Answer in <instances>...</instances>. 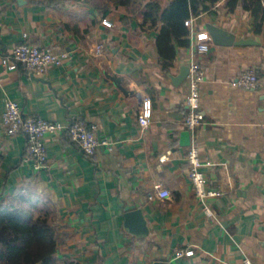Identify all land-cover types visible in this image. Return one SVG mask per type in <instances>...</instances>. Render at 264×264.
Segmentation results:
<instances>
[{
    "label": "crops",
    "instance_id": "0c3cea01",
    "mask_svg": "<svg viewBox=\"0 0 264 264\" xmlns=\"http://www.w3.org/2000/svg\"><path fill=\"white\" fill-rule=\"evenodd\" d=\"M148 0L134 8L114 0H0V51L8 53L29 35L32 43L66 54L59 65L37 76L19 64L8 70L0 56V203L17 190L48 200L59 234V256L79 264H264V30L240 1L231 11L218 0L192 16L190 45L176 46L163 69L156 38L160 24L145 23ZM167 6L172 0H160ZM112 25L103 24V19ZM214 24L236 40L258 44L217 45L196 52V34ZM103 44L105 51L95 49ZM197 60L205 70L199 124L191 143L187 77L171 76ZM259 76L257 87L236 84L246 70ZM24 113L49 121L84 120L95 125L101 142L95 154L82 152L66 132L48 137L47 165L36 171L25 162L26 136L2 127L5 98ZM153 116L142 128L143 101ZM196 143L207 185L224 194L207 200L210 217L196 197L187 153ZM156 184L170 191L160 198ZM43 207L42 203L39 204ZM133 206L142 211L148 234L125 226ZM192 249V256H178Z\"/></svg>",
    "mask_w": 264,
    "mask_h": 264
},
{
    "label": "built area",
    "instance_id": "2783aa9c",
    "mask_svg": "<svg viewBox=\"0 0 264 264\" xmlns=\"http://www.w3.org/2000/svg\"><path fill=\"white\" fill-rule=\"evenodd\" d=\"M103 24L111 26L108 19L102 20ZM187 27H192V18L185 21ZM196 52L203 55L207 54L211 47L212 39L208 32H198L196 34ZM97 54L105 51L103 44H98L95 49ZM1 63L8 70L17 69L19 64L28 68L32 74L41 76L52 65H59L66 54H57L51 48L34 44L29 39L27 33L24 40L15 45L10 52L0 51ZM189 73L187 75L188 94L186 103L189 111L185 117V125L188 131L194 134L196 127L205 120V113L201 109V84L205 79V70L202 65L194 59L188 62ZM236 84L246 90L253 89L259 84V76L254 69L244 71L236 80ZM5 108L2 117V127L9 135L23 134L27 140V150L24 155L25 162H32L36 171L41 170L47 165L48 151L46 141L48 137L60 132H66L69 138L78 144L82 152L88 156L95 154L101 144L95 134V125H89L86 121L78 119L69 123L60 121H49L40 116L24 113L19 103L12 98H5ZM153 116V104L151 99L143 101L139 124L142 128L149 126ZM187 160L190 164V177L196 197L203 203L205 213L213 217L215 212L207 204V200L224 194L223 190L213 189L207 185L206 174L201 169L203 161L200 150L196 143H192L187 153ZM157 195L160 198H168L170 191L160 184H156ZM194 250L185 249L177 252L178 256H192ZM246 264L251 261L245 259Z\"/></svg>",
    "mask_w": 264,
    "mask_h": 264
},
{
    "label": "trees",
    "instance_id": "16d2710c",
    "mask_svg": "<svg viewBox=\"0 0 264 264\" xmlns=\"http://www.w3.org/2000/svg\"><path fill=\"white\" fill-rule=\"evenodd\" d=\"M134 8L139 0H114ZM218 0H172L163 7L160 0H148L142 10L145 23L160 24L156 43L163 69L173 65L176 48L190 45V30L185 21L209 11ZM254 17V31L264 30V0H228L231 11L239 2ZM177 43V46L176 44ZM40 202L43 207H40ZM45 207V208H44ZM53 211L46 199L17 190L13 198L0 203V264H79L59 256L58 228L51 218Z\"/></svg>",
    "mask_w": 264,
    "mask_h": 264
},
{
    "label": "water",
    "instance_id": "95a60500",
    "mask_svg": "<svg viewBox=\"0 0 264 264\" xmlns=\"http://www.w3.org/2000/svg\"><path fill=\"white\" fill-rule=\"evenodd\" d=\"M207 31L212 39V42L217 45H252L258 44L259 42L252 39H241L236 40L232 33H229L224 28L216 26L214 24L207 25ZM189 73V65H184L181 67L180 74L177 76H171L175 83H180L183 81ZM183 144L189 145L191 143V132H183ZM125 226L128 230L136 235L145 236L148 234L147 222L139 209L133 208V206L128 208V212L125 214ZM155 264H167L165 261H156Z\"/></svg>",
    "mask_w": 264,
    "mask_h": 264
},
{
    "label": "rangeland",
    "instance_id": "374dc122",
    "mask_svg": "<svg viewBox=\"0 0 264 264\" xmlns=\"http://www.w3.org/2000/svg\"><path fill=\"white\" fill-rule=\"evenodd\" d=\"M42 205H43V204H42ZM44 208H45V207H44ZM51 220H52L53 224H55V225L57 226V228H58V225L56 224V219L54 218V215L52 216Z\"/></svg>",
    "mask_w": 264,
    "mask_h": 264
}]
</instances>
